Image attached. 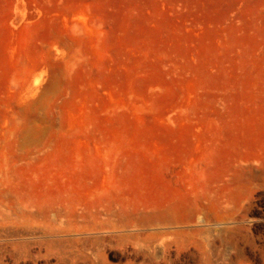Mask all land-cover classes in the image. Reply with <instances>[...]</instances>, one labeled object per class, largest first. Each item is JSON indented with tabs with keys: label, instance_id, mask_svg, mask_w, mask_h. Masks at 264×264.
<instances>
[{
	"label": "rangeland",
	"instance_id": "374dc122",
	"mask_svg": "<svg viewBox=\"0 0 264 264\" xmlns=\"http://www.w3.org/2000/svg\"><path fill=\"white\" fill-rule=\"evenodd\" d=\"M0 264H264V0H0Z\"/></svg>",
	"mask_w": 264,
	"mask_h": 264
}]
</instances>
